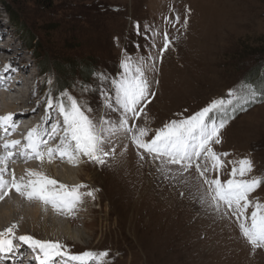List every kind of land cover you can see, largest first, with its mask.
Instances as JSON below:
<instances>
[{
    "label": "rangeland",
    "instance_id": "1",
    "mask_svg": "<svg viewBox=\"0 0 264 264\" xmlns=\"http://www.w3.org/2000/svg\"><path fill=\"white\" fill-rule=\"evenodd\" d=\"M10 8L18 12L36 40L32 45L21 38V27L10 24ZM164 33L171 41L167 50H163ZM263 40L264 0H49L44 5L33 0H0V65H11L0 72L11 79L9 88L0 93L31 97L19 109L30 113L23 124L18 121L19 128H34L32 122L48 113L46 101L51 99L55 105L67 96L87 103L92 109L87 113L90 118L103 116L115 122L122 117L116 110L115 89L109 81L103 82L114 101L113 110L107 111L97 91L101 86L97 73L119 79L127 54L143 60L150 84V95L141 105L146 116L141 114L129 123L143 125L146 120L155 130L240 87L249 70L260 62ZM38 54L63 61L95 56L99 72L92 81L76 82L64 97L58 96L53 79L37 69ZM12 82L28 86L29 91L25 94L17 85L12 88ZM7 109L10 106L0 101V113L6 114ZM19 110L9 111L15 114ZM52 111L56 116L47 118L51 126L59 115L55 106ZM0 136H4L1 130ZM220 139L212 147L228 155L222 158L224 167L205 174L208 179L228 180L231 162L242 158L252 162V171L245 178H264V103L230 119L221 129ZM147 160L141 161L135 145L123 138L115 158L110 157L103 167L84 157L78 184L87 186L81 191L97 190L95 199L84 197L74 215L56 212L61 217L68 215L73 226L85 227L87 240L73 241L62 234L55 239L44 231V222L40 223L44 209L38 201L31 204L36 209L31 213L30 230L44 240L59 241L71 254L106 250L109 264H264V248L250 245L231 209L217 212L200 203L207 197V186L195 167L186 174L187 183L173 182ZM39 161L34 164L42 169ZM59 162L63 164L64 159ZM249 199L264 203V184ZM253 210L250 207L248 213Z\"/></svg>",
    "mask_w": 264,
    "mask_h": 264
},
{
    "label": "snow or ice",
    "instance_id": "2",
    "mask_svg": "<svg viewBox=\"0 0 264 264\" xmlns=\"http://www.w3.org/2000/svg\"><path fill=\"white\" fill-rule=\"evenodd\" d=\"M179 22V17H176ZM139 33L140 26L136 25ZM163 50H167L171 41L164 33ZM7 67H11L8 65ZM124 72L119 79L108 77L105 73H97V80L101 86L97 89L102 99V107L107 111L114 108V101L109 92L103 87L104 81H109L115 89V104L122 112V117L113 122L103 116L90 118L92 109L87 103H81L77 98L67 96L66 101L61 98L55 105L51 99L46 101L49 108L55 106L63 119L55 124L51 132L41 130L37 125L25 137L26 143L20 153L26 159H39L42 163L47 159L50 163L57 155L60 159H67L69 163L78 164L81 157L98 166H105L109 158H115L116 146L121 138L135 145L141 161L156 166V171L169 181L187 183L186 174L195 167L198 176L203 178L207 186V197H202L201 204H207L212 210L227 213L239 221V228L243 236L254 249L264 248V203L258 199H249L250 194L264 184V178H245L252 171V162L248 158L232 161L230 178L222 182L218 177L208 179L205 175L209 171H217L224 167L223 157L228 153H217L212 145L221 143L220 132L233 114L246 111V105L256 102L257 97H264V79L260 85L244 82L240 87L230 89L227 97L212 100L207 106L194 114L181 119H173L163 127L153 130L147 125L130 124L129 120H136L146 113L142 102L150 95V84L143 68V60L127 56L123 62ZM87 90V89H86ZM65 94H62L64 97ZM35 111V110H33ZM14 113L0 116V130L9 135L17 125L13 120ZM154 132L149 136V133ZM47 135V139H45ZM2 138V137H0ZM58 138L59 143L49 146L48 141ZM19 140H4V154L0 155V200L12 189L29 200L41 201L45 208L49 204L59 212L74 215L76 207L83 202L84 197L95 199V191H81L87 186L77 184L68 186L47 176L45 173L27 170V178L6 179L9 173L8 161L15 154L13 149L19 145ZM127 151V146H123ZM123 154V153H122ZM199 161L206 162L203 166ZM183 195V193H181ZM254 210L248 213L249 208ZM13 224L0 231V253L5 255L16 251L14 241L31 247L39 255V264H56L57 258H63V264H109L108 251H84L71 254L66 246L59 241L40 240L31 235L17 237Z\"/></svg>",
    "mask_w": 264,
    "mask_h": 264
},
{
    "label": "bare ground",
    "instance_id": "3",
    "mask_svg": "<svg viewBox=\"0 0 264 264\" xmlns=\"http://www.w3.org/2000/svg\"><path fill=\"white\" fill-rule=\"evenodd\" d=\"M0 52H2V51H0ZM6 67L7 66H5V65H0V72L7 71L8 68H6ZM23 69H25V67ZM23 78L25 79V77H23ZM31 78L33 79V77H31ZM10 80H8L7 75L0 73V91L7 90L9 88ZM15 86L16 85H12V88ZM12 93H7V94L0 93V101L4 102L6 105L10 106V109H7L8 112L6 114L14 113L13 111H9L13 108H14V110H19V109L23 108L24 107L23 104L28 102V100L31 99V97L29 98V96L28 97L24 96L23 98L21 96V98H19L17 95H13ZM17 112H19V113H17ZM17 112L13 116V120L17 125L16 129L13 131L10 128L9 129L10 134L9 135L4 134V136L2 138H0V145H1L0 155L4 154V151H5L3 148L4 140L18 139L19 141H21V143L19 145H17L15 147V149H13L15 154L8 161L7 167L10 170V173H9V178H7V179L12 178V176H11L12 173H14V175L16 176L17 179H19L22 176L27 178V170L31 169V170H35V171L45 173L47 176H49V177H51L57 181H61L63 184L75 185V184L82 182L81 175L84 172H82L81 169H82V166L84 164V157H81L80 162L78 164L74 165L72 163H69L67 161V159H64L63 164H61L59 162L60 158L57 155V157L50 163L47 161V159H45V161L43 163L41 161H39L42 164V167H41L42 169H37L35 164H34V161L37 160L36 158L26 159L23 155L20 154L23 150L21 148L22 143L25 141V137H26V135H24L23 137H20V134L24 133V132L28 133L31 130V128L30 127H27L26 129L19 128L20 122H18V121H22L21 123L23 124L24 119L28 120L30 113H28L26 110H21V111L19 110ZM46 112H48L47 115H44L43 118L39 117V120L32 122L34 124L32 126L36 127L37 125H40L41 130L47 129L48 132L50 133L52 127L55 124H57L58 122H61L63 117L59 113V115L55 119L53 126H51L49 123H47L48 122L47 118L50 117V119H51L52 114H53L52 108H48V110ZM46 112H44V113H46ZM1 113H3V112H1ZM1 113H0V116H3V114H1ZM6 114H4V115H6ZM53 115H55V114H53ZM12 135H14V136H12ZM11 137H13L14 139ZM44 138L47 139V135H45ZM57 143H59L58 138L48 141V145L50 147L54 146ZM39 162L37 164H40ZM124 172H125V170H124ZM6 177H8V175H5V178ZM90 177L91 176H89V178ZM33 201H36V202L38 201V203H40L42 205V207L44 209L43 210V216H42L44 221H42V219H41L40 223L44 222V224H42L41 226H43L44 231L50 233L51 235H55V239H56V237H58L59 234L60 235L62 234V235H64V238H68L69 240H73V241H76V240L84 241V240L88 239L89 233L86 230V228L84 227L83 229H81L80 227L73 226V224H72L73 221L71 220V218L68 217V215H66L65 217H61V215L56 212V210L52 207L51 204L48 205L49 207L47 206V208H45V205L41 201H39L37 199L29 200L25 196L16 192L15 189H12L9 192V194L4 197L3 200H0V231L5 230L6 228L10 227L13 224H17L18 228L15 229V235L17 237L22 236V235H31L36 239L44 240L42 238H39L38 234L35 231L30 230L31 213H33V209H36L35 207L33 208L34 205H31V204H33L32 203ZM7 204H8V206H6ZM5 221L7 222V224L4 223ZM2 222L4 224H2ZM27 230H29V231H27ZM33 230H35V229H33ZM51 241H54V240H51ZM14 243L16 244V251H14L13 253H9L7 255L0 253V264H19L20 261H24L23 256L25 258L27 252L32 250L31 247H29L27 245H23L19 241H14ZM119 262H120V260H119ZM25 263L30 264V262H25ZM56 264H63V258L58 257L56 260Z\"/></svg>",
    "mask_w": 264,
    "mask_h": 264
},
{
    "label": "trees",
    "instance_id": "4",
    "mask_svg": "<svg viewBox=\"0 0 264 264\" xmlns=\"http://www.w3.org/2000/svg\"><path fill=\"white\" fill-rule=\"evenodd\" d=\"M34 2L42 3L44 5L49 0H33ZM10 24L15 27H21L18 30L21 31V38L29 40L30 45L36 40L33 39L31 32L25 29L24 23L21 21V16L17 11L9 10ZM37 43V42H36ZM35 47V46H33ZM260 62L253 66L248 73V76L245 78L244 82L251 83L253 85H260L262 79H264V40L262 41L260 47ZM39 60L37 69L42 75L53 79L55 93L58 96L65 94L67 91H71L75 88V83L82 81L90 82L95 76L96 72H99V66H97V58L92 56L88 57H76L70 58L67 60H61L60 58L46 57L44 54L36 56ZM264 103V97H258L256 102L246 105V111L237 110L233 116L236 117L239 114L246 113L248 110L253 108L257 104Z\"/></svg>",
    "mask_w": 264,
    "mask_h": 264
}]
</instances>
